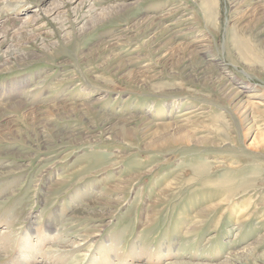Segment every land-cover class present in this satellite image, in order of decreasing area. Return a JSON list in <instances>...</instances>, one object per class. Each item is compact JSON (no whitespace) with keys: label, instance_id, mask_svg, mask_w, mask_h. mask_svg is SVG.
<instances>
[{"label":"rangeland","instance_id":"obj_1","mask_svg":"<svg viewBox=\"0 0 264 264\" xmlns=\"http://www.w3.org/2000/svg\"><path fill=\"white\" fill-rule=\"evenodd\" d=\"M0 16V264H264V0Z\"/></svg>","mask_w":264,"mask_h":264},{"label":"bare ground","instance_id":"obj_2","mask_svg":"<svg viewBox=\"0 0 264 264\" xmlns=\"http://www.w3.org/2000/svg\"><path fill=\"white\" fill-rule=\"evenodd\" d=\"M89 7V6H88ZM89 10V9H88ZM115 10V9H114ZM90 12V11H89ZM92 12V11H91ZM117 12V11H116ZM119 14V13H118ZM93 15V14H92ZM0 19H1V16H0ZM212 19V18H211ZM100 20V19H99ZM213 20V19H212ZM90 21H92V20H90ZM89 24H91V23H89V22H87L85 25L86 26H88ZM83 28V27H82ZM12 52V51H11ZM10 52V53H11ZM16 52V51H15ZM18 52V51H17ZM12 54V53H11ZM19 55H22L21 53L19 54ZM0 56H2L1 54H0ZM9 56H11V55H9ZM16 57H17V55H15ZM25 56V55H24ZM21 56H19L18 58H20ZM2 58H3V56H2ZM24 58V57H23ZM4 61V60H3ZM14 61V60H13ZM7 64V63H6ZM9 64V63H8ZM7 64V65H8ZM1 67H3V66H1ZM202 207V206H201ZM206 211V210H205ZM202 212V211H201ZM208 212V211H207ZM200 215V214H199ZM196 217H198V215L196 216ZM202 217V216H201ZM190 233V228L188 227V228H186V231H185V233ZM242 254V253H241ZM248 254V253H247ZM250 254H251V252H250ZM249 256V255H248ZM251 256V255H250Z\"/></svg>","mask_w":264,"mask_h":264}]
</instances>
